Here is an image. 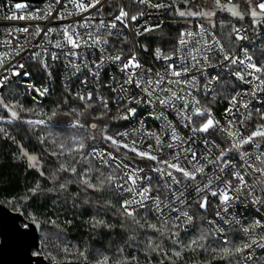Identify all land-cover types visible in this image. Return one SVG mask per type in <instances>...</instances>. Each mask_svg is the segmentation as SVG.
<instances>
[{
	"label": "built area",
	"instance_id": "built-area-1",
	"mask_svg": "<svg viewBox=\"0 0 264 264\" xmlns=\"http://www.w3.org/2000/svg\"><path fill=\"white\" fill-rule=\"evenodd\" d=\"M77 3L80 0H76ZM90 0H84V3H89ZM256 0H253L255 3ZM164 4L166 7L156 8L151 7L150 4ZM17 3H8L4 0H0V54H8L5 60L4 67L0 68V75H8L10 80L5 88L0 89V97L3 96L11 88H16L18 90L19 97L24 100H28L32 109L43 104L46 99L52 94L56 87H61L62 90L70 93L75 97V93L87 94L91 92L93 94V99L91 101L95 107H103V104L97 97H103L108 102L107 111L113 112V123L117 125V129L114 131L112 136L122 143H127L132 146V141H136L135 147L140 151H148V146L152 145V154L157 155L159 160H170L172 155L179 151L181 148L187 145L183 141H187L189 136H194V142H191V147L198 151V159L201 164H206L207 161L203 158L208 156L209 158L219 155L220 150L227 149L231 147V139L227 137V134L220 131V128H227L228 119L235 121L232 131H239L243 136H248L252 131L255 130L257 124L260 121V115L264 113V92H257L253 96L252 90L257 82L253 81V84H247L243 81L237 79L234 72L237 70H243L240 65H230L227 61L223 60L222 53L210 54V60L204 62L201 60V65L203 70L199 71L193 68L187 76L180 77L179 79H190L192 76L197 77V84L193 87L189 85L185 88L184 93H182L186 100L192 102L195 100L200 101V106L210 109L204 104V99L214 94L222 80V77L229 78L235 85L236 91L233 96L238 92L243 93L247 91L249 94L247 96L241 97L249 104V108L246 110L244 108H239V111L233 109L234 116L225 117V109L229 108V102L226 107L220 111L218 114L211 110V114L214 120L219 121L218 128L210 129L208 132H200L193 134L191 128L183 127L186 123L182 117L177 115V112L182 107L181 101H173L175 107H162L157 102L149 104L147 102H142L136 104L135 102L130 104H125V99L127 97H133L135 100L144 99L147 100L146 95L141 91V89L136 88L132 85L130 88L128 85L124 87L129 88L127 93L120 92V85L123 84L125 79L124 74L120 71L121 62L113 61L109 57L115 55H122L125 59L129 57L132 53H135L137 60L143 65V70L151 69V73L148 75L152 79H156V73L164 74L167 65L170 63H175L177 66L182 62L180 57L186 56L188 51H194L198 45L195 40H201V36L197 35L195 40L191 37H185L189 41L187 47L181 48L179 45L178 38L176 48L174 52L167 53L160 47H149L146 42L145 37L149 36L158 30H161L168 17L172 16L175 12V5L179 3H173L169 0H150V2L139 3L138 0H100V3L96 7L89 8L87 11H81L69 0H60L59 3L56 0H44L36 7H29L25 3V7L22 9H16L15 5ZM221 4L226 6L239 5V11L244 13V19L241 23L234 25V27L241 30L240 35L247 37L246 39H237L234 33L235 46L229 51L224 45L225 51L229 55L240 57L241 59L245 56V50L249 55L253 56V61L257 62V52L264 46V26L253 27L252 18L248 15L247 6L244 0H221ZM51 7L52 15L43 18L46 15L47 10ZM123 8L129 13V17L132 15H138L143 13L142 16L136 21H128V27H124L122 24L117 22V28L113 29V36L108 37V43L102 44L100 47H96L92 44V40L88 39V33L95 35H104L107 31L105 28H100L97 30V26L100 24L101 20L105 24L110 23L116 15L119 14V10ZM69 13H71L69 15ZM15 14L19 16H35L40 18H26V19H9V16ZM63 16L64 18H59ZM264 19V18H261ZM87 21L86 27H81ZM72 25L75 28V32L79 33L81 39V47L78 49H72L71 45H68L63 32L61 31L65 26ZM159 25L160 27H156ZM199 25H203L205 29V34L203 39L211 41L212 36L209 35L214 33V30L209 25H204L198 23L193 27H187L182 29V32H199ZM39 26L44 31L41 32L39 36H34L36 27ZM27 27L29 29L28 33L20 32L18 29ZM152 27L154 31L145 32L143 35H137V30L143 32L145 28ZM49 28L56 29L57 31L50 33L47 38L44 36ZM180 33V34H181ZM127 37L125 40L124 38ZM215 38H217L215 34ZM219 40V39H218ZM84 41H87L86 43ZM220 41V40H219ZM10 42V43H9ZM60 42L62 44L61 48H56L54 45ZM222 44V42L220 41ZM144 47H147L145 51ZM104 49V51H101ZM156 49H160L161 53L165 56H173V60L166 61L164 59H157ZM180 49L179 51H177ZM74 51L78 53V56H68V52ZM17 52L19 54L17 55ZM40 52V57L33 59V53ZM55 53L58 57L53 60L51 54ZM199 58V57H198ZM44 59L48 63V68L45 70L40 63V60ZM101 59L104 60L102 67L98 70V78H93L90 74L89 69L92 72L97 71L95 64H99ZM72 61L76 65H79L80 71L76 72L75 68L69 63ZM18 62L25 64V69L22 71H28L31 73L29 77L13 76L11 74V67L16 65ZM188 64L195 63L191 60V57L187 58ZM87 63L88 68L84 67ZM7 70V71H6ZM138 73L142 71L141 69L136 70ZM50 73V75H49ZM219 77L218 81H213L210 91L204 89V85L212 77ZM87 79L88 83H82ZM175 79V78H172ZM246 79H252L251 77H246ZM30 84L33 87L29 88L26 85ZM111 86V87H108ZM165 87H172L177 92L180 88H184V85H164ZM47 89V93L43 96L39 95L36 89ZM112 88L116 91L113 92ZM161 96H168L170 93H158ZM76 98V97H75ZM125 107L136 108V115L130 117L127 120L120 119L119 117L123 114ZM191 107L189 105L188 114L191 115ZM251 111L252 115L244 125H241L239 121L244 118L246 113ZM163 112L164 116L167 117V121L163 119H155V116H159ZM206 119L205 117L193 116L192 124L195 127H199L200 124ZM171 122V125L176 128L177 133L182 138L181 141H176L177 147L169 149L165 147L163 151L156 150V142L154 138L145 136V133H155L161 137L165 143H171V129H166V124ZM127 133V136H120L117 134ZM205 141L209 143L206 145ZM215 143L219 145L218 148L211 147ZM256 143L260 144V148L257 149L254 144H246L241 149L242 152H248L251 154L249 163L255 164L257 167H264L259 161L255 159L256 155L260 152H264L262 143L258 140ZM211 148V151H208ZM103 153H111L112 156L116 157V161L113 162L111 159L108 160V164L104 165L100 162L98 156L92 155L93 150ZM113 149L117 150L114 145L110 146H95L90 152V158L100 167L107 170H112L110 176L113 177L111 181L115 182L116 192L121 199V204L124 200L132 199L133 194L128 191L121 189L120 185H125L128 188L135 187L137 191L141 188L151 185V196L159 195L160 199L164 204H168L169 207L164 209L163 214H157L151 209L154 208V204L151 200L147 201V207L144 209L136 208V216L142 220L152 217L156 222L161 225H167L179 229L184 234H190L194 230L195 226V212H202L206 215L205 227L212 234V236L219 240L223 244H227L230 241H235L236 246L240 245L242 241H247L248 237L242 231V228L248 227L253 221L259 219L262 224H264V205H254L250 197H241L239 201L231 203L228 208V212L224 213L221 211V216H217V211H220L221 205L218 197H213L210 191L201 193L200 195L208 196V207L207 210L200 209L198 201V196L194 190L197 184H206L209 178L214 180L212 184V189H217L218 187H223L219 181H215V176L223 175L225 180L232 179L231 170H226V173L221 174L217 170V165L209 164L205 168V173L203 175H197L196 181L186 180L182 177L180 173H174L177 179L181 180L179 185L172 184L171 179L167 176L162 177L160 173L156 172L154 169L157 167H164L158 165L156 161L149 159H142L136 155V153L120 147L118 151L121 153L114 152ZM124 155L131 156L132 159L124 157ZM238 153L233 150L228 153V157L231 158L232 163L236 165V169L244 172L246 166L241 167L242 161L238 158ZM181 162L184 163V157L181 155ZM128 165V168L117 167L118 164ZM184 166L191 170L190 166L184 163ZM143 169V171H136L135 176L145 178L150 177L151 179H138L136 185H133L131 181L126 179V176L133 175L134 170ZM171 171V170H169ZM248 173H251V169H247ZM259 173H254L251 176L245 175V179L251 184L256 177H259ZM261 179H264L262 177ZM237 182L233 180V185L235 186ZM261 186L257 185V191L255 195H260L264 198V191L260 190ZM171 189V190H170ZM183 192L184 195L180 199L184 200L181 204L179 200L176 199L180 193ZM139 199V197H136ZM163 207V205H162ZM173 208L178 209V211H173ZM124 211V210H123ZM187 211L193 219L189 222L186 217L180 216L177 220L176 217L180 213ZM223 217V219L221 218ZM165 220L167 223L164 224ZM227 221V222H226ZM264 234V229L257 228L255 233H249V235L259 236ZM227 241V243H225ZM249 253L252 254L254 259L259 262L264 259V249L257 248L253 245L252 248L246 249L243 254H236L240 264H245L242 259V255L246 256ZM247 264H253L252 261H248Z\"/></svg>",
	"mask_w": 264,
	"mask_h": 264
},
{
	"label": "trees",
	"instance_id": "trees-1",
	"mask_svg": "<svg viewBox=\"0 0 264 264\" xmlns=\"http://www.w3.org/2000/svg\"><path fill=\"white\" fill-rule=\"evenodd\" d=\"M177 9L214 10L216 15L211 19L216 27L213 28L207 18L180 17ZM221 20L224 21L223 26ZM242 21L229 11L216 9L213 0L176 4L174 14L167 18L164 27L146 36L145 40L150 48L160 47L171 53L175 51L182 29L202 23L211 26L217 38L231 51L236 44L232 28ZM257 62L264 63V46L257 52ZM235 91L236 85L229 78L222 77L217 91L208 97L210 103L207 106L218 114ZM2 98L11 111L18 113L19 118L13 119L11 111L0 106V129H3L0 131V203L13 212H22L25 217L23 226L29 222L40 224V254L47 261H87L94 264L108 257V264L124 261L160 264L168 256L180 263L240 264L236 255H225L219 251L222 248L234 249L236 242L223 244L215 239L205 227L206 215L202 212H195L192 233L184 234L179 229L164 225V235L149 228V224H155L157 228L162 226L152 217L142 220L136 216L140 221L137 224L124 214L115 182L108 180L110 171L87 157L93 147L100 146L86 130L87 124L91 125L92 119H101V115L107 113V119L104 118L107 133H112L117 129L113 123V112L95 107L92 103V107L85 108L83 102L61 87H56L46 101L34 109L28 100L19 97L16 88L8 90ZM28 119L43 120L45 123L33 125L27 123ZM77 120L84 127L73 126ZM41 137L44 138L43 143ZM81 143L83 149L74 151ZM262 145L264 148V142ZM113 151L123 154L115 149ZM28 156L35 157V160L29 161ZM124 157L132 159L128 155ZM61 164L69 169L75 166L76 174L60 171ZM84 172L93 184L99 186L103 181L102 190L86 188L81 183ZM61 184L65 187L61 188ZM201 235L205 239L199 241L200 246L187 247ZM149 237L155 251L149 247ZM173 239L177 243H173ZM176 251L181 253L180 256L175 255Z\"/></svg>",
	"mask_w": 264,
	"mask_h": 264
},
{
	"label": "snow or ice",
	"instance_id": "snow-or-ice-1",
	"mask_svg": "<svg viewBox=\"0 0 264 264\" xmlns=\"http://www.w3.org/2000/svg\"><path fill=\"white\" fill-rule=\"evenodd\" d=\"M57 3L60 2V0H56ZM70 3H73L78 9L81 11H87L89 8L96 7L97 4L100 3V0H90L89 3H84V0H80L79 3L76 2V0H69ZM139 3H146L150 2V0H138ZM245 5L248 9V15L252 18V24L253 27H259L264 26V0H256L255 3H253V0H244ZM214 7L219 10H226L231 13L233 17H238L240 20L244 19V13H241L239 9V5H232L230 8L226 5L221 4V0H213ZM151 7L156 8H162L166 7L167 5L164 4H150ZM25 5L21 3H17L15 5L16 9H22ZM177 15L180 17H203L207 18L209 20V23L213 28L216 27L215 23L212 22V17L216 15V11L214 10H204L201 9L199 11L194 10H188V11H181L179 9L176 10ZM71 13H69L70 15ZM52 15L51 7L46 12V15L43 18H47V16ZM143 13H139L138 15H132L129 17V13L125 11L123 8L119 10V14L114 17V19L110 22L105 24L103 20H101L100 24L97 26V30L100 28L107 29L106 33L104 35H93L92 33H88V39L92 40V44L96 47H100L102 44L108 43V37L113 36L114 32L113 29L117 28V22L122 24L125 28L128 27V21H136L139 16H142ZM9 19H26V18H40L35 16H19L17 17L15 14L8 17ZM59 18H64L63 16ZM221 26L224 25V21H220ZM81 27L87 26V21H85L84 24L80 25ZM157 28L160 27L159 25L156 26ZM199 32H182L180 34L179 39V45L181 48L187 47L189 41L185 39V37H191L193 40H195V37L197 35L201 36V40H195V43L198 45L194 49V51H188L186 56L180 57L181 63L179 66L175 63H170L167 65V68L165 70V73L162 75L160 73H156V79H152L149 73H151V69H147L146 71L143 70V65L137 60L135 53H132L129 57L126 59L122 55H115L113 57H109V59L113 61H119L121 62L120 71L124 74L125 79L123 81V84L120 85V92L121 93H127L129 91V88L134 85L136 88L141 89V91L146 95L147 100L145 101L143 98L140 100H135L133 97H127L125 99V104H130L135 102L136 104H140L142 102H147L149 104H152L153 102H157L162 107H175V104L173 101H181L182 107L177 112V115L182 117L183 120L186 121V123L183 124V127L185 128H191V132L193 134L200 133V132H208L210 129L218 128L219 121L214 120L211 110L205 107L200 106V101L195 100L190 102L185 99L184 93L185 88L189 85L195 86L197 84V77L192 76L190 79H179L180 77L187 76L189 72L196 68L199 71H202V65L201 60L204 62H208L210 60V54L213 53H222L223 54V60L227 61L230 65H240L241 70H237L234 72V75L237 79L240 81H243L247 84H253V81L257 82L255 84V87L252 90V95L255 96L256 93L264 92V63L257 64L253 61V56L249 55L247 53V50H245V56L244 58H240L237 56L229 55L227 51H225L223 44L220 43L218 39L215 38V34L211 33L209 35L212 36L211 41L203 39L205 34V29L203 25H199ZM20 32L28 33L29 29L27 27L18 29ZM44 31L39 26L36 27L35 33H32L34 36H39L41 32ZM57 31L56 29L49 28L46 32H44L45 38L52 33ZM64 38L68 45H71L72 49H78L81 47V39L79 37V33L75 32V28L72 25L65 26L62 30ZM154 31V28L148 27L145 28L143 32L137 30V35H143L145 32H151ZM232 32L236 34L237 39H246L247 37L240 35L241 30L239 28H236L233 26ZM125 40L127 37L124 38ZM85 43L87 41H84ZM10 43V42H9ZM54 47L61 48L62 44L60 42H57ZM178 49L177 51H179ZM101 51H104V49H101ZM19 52H17V55ZM40 52L33 53V59H36L40 57ZM66 55L68 56H78L77 52L70 51ZM8 54H0V68L4 67L5 60L7 59ZM52 59L55 60L58 57L55 53L51 54ZM156 57L157 59H164L166 61L173 60V56H165L161 53L160 49H156ZM191 57V60L195 63L188 64L187 58ZM199 57V58H198ZM41 66L47 70L48 63L46 60L41 59L40 60ZM72 67L75 68L76 72L80 71L79 65H76L72 61L69 62ZM104 63V60L101 59L99 64H95V68L97 71L92 72L91 69H89L90 74L93 76V78H98L99 76V69L102 67ZM85 68H88L87 63L84 64ZM25 69V64L22 62H18L16 65L12 66L10 71L13 76H21L23 74L24 77H29L31 75L28 71H22ZM137 69H141L139 73L136 71ZM7 71V70H6ZM50 75V73H49ZM246 77H251L252 79H246ZM175 78V79H172ZM10 80V77L8 75H0V89L5 88ZM219 77H212L208 80V82L204 85V89L206 91H210L211 84L213 81H218ZM82 83L87 84L88 81L85 79ZM124 85H128L129 88L124 87ZM164 85H184V88H180V91L177 92L172 87H165ZM29 88H32L33 86L30 84L26 85ZM111 87V86H108ZM36 91L39 93V95L43 96L47 93V89H36ZM112 91L115 92L116 89L112 88ZM170 93L168 96H161L158 93ZM249 93L247 91L240 93L238 92L236 95L232 96L229 100L230 107L225 109V117L226 119L228 117L234 116L233 109H236L239 111V108L248 109L249 104L245 102V100L241 99L243 96H247ZM77 99H79L81 102L84 103L85 108L92 107L91 101L93 99V94L91 92L85 94L81 93H75L74 94ZM98 100L103 104V107L105 110L108 108V102L103 97H97ZM192 105L191 107V115L188 114L189 112V105ZM0 106H3L6 109H9L11 111V108L8 104H5L3 101V98L0 97ZM15 106V105H14ZM75 111V109H73ZM79 115V114H78ZM136 115V108L133 107H125L123 110V114L119 117L120 119L127 120L130 117H134ZM251 111H248L243 119L239 121L241 125H244L246 121L251 118ZM11 116L13 119H18V113L16 111H11ZM193 116H200L205 117L206 119L200 124L199 127H195L192 124V118ZM155 119H163L167 121V117L164 116V113L161 112L159 116H155ZM260 119L264 120V113L260 115ZM27 123H37V124H44L45 121L39 120V121H27ZM228 127L227 128H220L219 130L226 133L227 137L231 139V147L227 149H222L219 152V155L209 158L208 156H205L203 159L207 161L206 164H201L198 157V151L192 149L191 142H194L195 137L189 136L187 141H183L184 144H186V147L181 148L179 151L175 152L172 155V158L170 160H159L157 155L152 154V145L148 146V151H140L135 147L136 141H132V146L130 147L127 143H122L121 141H118L113 136L107 135L105 130H101L102 137L104 140L110 141L112 145L117 147V150H119L120 147H123L125 149H128L142 159L146 158L152 161H156L158 165H162L164 167H157L154 169L156 172L160 173L162 177L167 176L171 179L172 184L179 185L181 183V180L177 179V177L174 175V173H180L183 178L186 180L196 181L197 175H203L205 173V168L209 164L217 165V170L219 173L224 174L226 173V170H231V176L232 179L225 180L223 178V175H217L215 176V181H219L221 184H223V187H218L217 189H212V184L214 180L212 178H209L206 184L200 185L197 184L196 188L194 189L198 196V203L200 209L207 210L208 207V196L200 194L206 191H210L211 196L218 197L220 200V205L222 206L220 211H217V216H221V211L224 213L228 212V208L231 206L232 202L239 201L241 197H250L252 200V203L254 205H264V198H262L260 195H255L254 193L257 191V185H260L261 191H264V179H261L264 177V167H257L255 164L249 163V159L251 157V154L248 152H242L241 149L246 144H254V146L259 149L260 144L256 143L257 138L264 139V124H261L255 128L254 131H252L248 136H243L238 130L232 131V127L235 123L234 120L228 119L227 120ZM75 127H84V125L80 124L79 120L75 122L73 125ZM89 127L92 129H96V124H91ZM166 129H171V143H165L164 140L161 139V137L155 133H145V136L154 138L156 142V150L157 151H163L165 147L172 149L177 147L176 141H181L182 138L177 133L176 128L171 125V122H168L166 124ZM0 131H3V129H0ZM120 136H127V133H120L117 134ZM92 139H95V137H92ZM44 138L41 137V143H43ZM209 142L205 141V144L207 145ZM63 149V145L60 146ZM84 145L81 143L78 148L73 149L74 151H80L82 150ZM211 147L218 148L219 145H216L213 143ZM235 150L238 153V159L242 161V165L246 166V169L244 172H241L236 169V165L232 163L231 158L228 157V153ZM208 151H211V148H208ZM24 155H27V153H23ZM53 155H57V153H53ZM92 155L98 156L100 159V162L104 165L108 164V160L111 159L113 162L116 161V157L112 156L111 153H103V152H97L95 149L93 150ZM181 155L184 157V163L190 166L191 170L189 168L184 166V163L181 162ZM29 161H34L35 157L28 156ZM255 159L259 161L261 165H264V152H260L258 155H256ZM34 166V165H33ZM117 167H123L125 169L128 168V165L124 164H118ZM247 169H251V173L247 172ZM60 171H70L72 174H76V167L73 166L71 169H69L66 165L61 164L59 167ZM171 170V171H169ZM136 171H143V169H136L133 172V175L126 176V179L131 181L133 185H136V182L138 179H151L150 177L141 178L138 176H135ZM254 173H259V177H256V179L249 184V182L245 179V175L251 176ZM43 174V173H41ZM87 177V172H84L81 176V183L86 186L88 189H92L94 191H100L103 187V181H100L99 186L97 184H93L91 182L90 178ZM113 177L109 176L108 180L111 181ZM233 180H235L237 183L235 186L233 185ZM61 188H64L65 185L61 184ZM121 189L124 191H128L129 193L133 194L132 199L124 200L121 204V208L124 210V214L135 221V223L139 224L140 221L136 218V208L133 206H137V208L144 209L147 207V201L151 200L154 204V208L151 209L157 214H163L164 209L168 208V204H164V202L160 199L159 195L151 196V185L149 184L146 187L141 188L139 191L136 190L135 187L128 188L125 185H120ZM171 190V189H170ZM184 195L183 192L180 193L179 196L176 197L177 200L180 201L181 204L184 203V200L180 199ZM136 197H139L137 199ZM163 205V207H162ZM173 211H178V209L173 208ZM186 217L187 220L190 222L193 217L188 214L187 211H184L180 213L176 217L177 220L180 219V216ZM223 219V217H221ZM227 222V221H226ZM97 223H103V221H97ZM167 223V220H165L164 224ZM143 227V225H140ZM150 229L160 232L161 235L165 234L164 231V225L161 226V228H157L155 224H149L148 225ZM257 228L264 229V224L261 223L259 219L253 221L248 227L242 228L243 233L246 237H248L247 241H242L240 245H237L234 249L229 248H222L219 251L223 252L225 255H236V254H243L246 249H250L255 245L257 248L264 249V234L259 235L258 237L255 235H249V233H255V230ZM175 235V233L173 234ZM205 239L204 235H201L197 237L196 239L192 240L187 247H192L193 245L200 246L199 241ZM152 238L149 237V247L152 248L153 251L156 250V248H153L151 243ZM173 243H177L175 239H173ZM227 243V241H225ZM158 247V246H156ZM122 251V250H121ZM180 252L176 251L175 255L180 256ZM83 255V253H81ZM242 259L245 261V264H247L248 261H252L253 264H264V259L257 262L251 253H249L246 256L242 255ZM98 264H108V257H104L102 260L98 261Z\"/></svg>",
	"mask_w": 264,
	"mask_h": 264
},
{
	"label": "water",
	"instance_id": "water-1",
	"mask_svg": "<svg viewBox=\"0 0 264 264\" xmlns=\"http://www.w3.org/2000/svg\"><path fill=\"white\" fill-rule=\"evenodd\" d=\"M8 3H25L33 8L44 0H4ZM173 3L189 5L197 0H169ZM231 7V6H229ZM145 51L147 47H144ZM92 129V128H91ZM25 223L24 214L13 212L0 203V264H91L89 262L51 263L45 259L40 243L41 226L37 222ZM34 252L38 254L35 255ZM121 264H135L124 261ZM154 264V263H150ZM160 264H191L180 263L165 256Z\"/></svg>",
	"mask_w": 264,
	"mask_h": 264
},
{
	"label": "rangeland",
	"instance_id": "rangeland-1",
	"mask_svg": "<svg viewBox=\"0 0 264 264\" xmlns=\"http://www.w3.org/2000/svg\"><path fill=\"white\" fill-rule=\"evenodd\" d=\"M153 33H151L150 35H152ZM149 35V36H150ZM204 104L205 105H207L208 103H210V99L207 97L206 99H204ZM106 114L107 113H103L102 115H101V117L103 118H101V119H92V121H91V124H96L97 125V128L96 129H90L89 128V125L87 124V126H86V130H88V131H90V133H91V136L92 137H95V139H92V140H95L96 141V143L97 144H99V145H103V146H110L111 145V142L110 141H107V140H104L103 139V137H102V132H101V130L103 129V130H105L106 131V133H107V126L105 125V120H104V118H106L107 119V116H106ZM27 121H33V122H35V121H38V120H36V119H28ZM33 125L34 124H37V123H32ZM107 124V123H106ZM261 124H264V120L263 121H261L259 124H257V126H259V125H261ZM256 126V127H257ZM114 128V127H113ZM115 130V129H114ZM113 130V131H114ZM112 131V133H107V135H110V136H112V134L114 133ZM258 140L261 142V143H263L264 142V139H260V138H258ZM90 152V151H89ZM89 152H88V154H87V157L89 158V159H91L90 158V156H89ZM110 171V174L111 173H114V171H112V170H109ZM110 176V175H109ZM108 176V177H109ZM94 264H98V263H94Z\"/></svg>",
	"mask_w": 264,
	"mask_h": 264
}]
</instances>
